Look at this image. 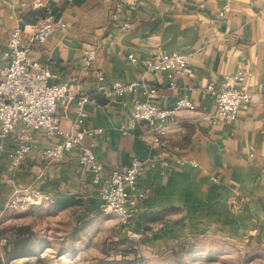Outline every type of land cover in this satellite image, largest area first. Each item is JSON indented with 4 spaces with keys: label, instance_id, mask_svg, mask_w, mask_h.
Segmentation results:
<instances>
[{
    "label": "crops",
    "instance_id": "obj_1",
    "mask_svg": "<svg viewBox=\"0 0 264 264\" xmlns=\"http://www.w3.org/2000/svg\"><path fill=\"white\" fill-rule=\"evenodd\" d=\"M117 1L0 0V79L10 61L12 31L50 13L67 27H57L47 41L35 43L31 58L53 71L51 83H69L90 95L84 105L86 127L101 131L85 142L94 144L105 174L135 157L144 163L137 187L130 191L126 228L142 234L148 227L199 217L243 228L249 237L264 241V0H139L124 5L119 20H113ZM226 4L229 11L222 14ZM125 21L130 26L124 29ZM88 48L97 50L91 67L83 63ZM174 52L185 53L189 64L171 88L165 74L148 70L146 61ZM238 70L245 73L243 87L250 101L235 120L214 119L217 104L207 85ZM116 81L157 87L155 102L164 108L182 97L195 108L172 115L167 135L156 146L155 131L145 121L122 133L121 126L133 119L134 102L146 97L142 87L121 96L99 91L101 84ZM56 114L62 127L70 129L76 103L61 99ZM21 126L0 137V214L10 194L25 187L48 193L51 202L74 196L89 214L97 210L101 185L92 182L77 152L52 163L41 158L54 140L44 130L32 131L27 156L13 164Z\"/></svg>",
    "mask_w": 264,
    "mask_h": 264
},
{
    "label": "built area",
    "instance_id": "obj_2",
    "mask_svg": "<svg viewBox=\"0 0 264 264\" xmlns=\"http://www.w3.org/2000/svg\"><path fill=\"white\" fill-rule=\"evenodd\" d=\"M139 0H118L112 10L113 20H119L124 5H135ZM229 11L226 4L222 14ZM130 23H121L122 28H128ZM57 27H67L66 23H57L50 13L39 17L35 22L26 23L15 28L8 40L10 61L2 69L0 79V137L5 139L20 124L21 133L17 146L11 157L14 165L20 164L30 150L33 140L32 131L44 130L53 138V142L41 151V158L48 163L63 160L68 154L77 152L81 165H85L92 173V182L100 184L101 209L113 213L127 222L131 217L128 207L130 191L135 189L138 179L144 170V163L139 158H133L129 165L116 168L105 174L104 164L93 149L94 144H86L88 137L99 133L101 129L86 127L87 113L84 109L90 95L78 93L69 83H51L55 76L49 68H42L38 61L31 58L32 46L44 43ZM97 57V50L88 48L83 51V63L91 67ZM136 62L134 55L129 56ZM189 64L188 56L183 52L163 54L158 59H148L146 65L150 71H160L169 79V86L176 88L175 78L182 75ZM97 80L103 83L104 77L95 72ZM245 73L238 70L226 76L219 84L209 83L207 90L216 100L214 119L235 120L240 108L250 101V93L243 87ZM144 88V101H135L133 119L128 126H121L123 134H128L135 128L137 121L147 122L155 131L154 145L162 144L170 129V117L179 111L192 110L195 103L188 97L177 100L175 105L164 108L155 100L159 97L157 87L145 85L143 82L116 81L112 85L101 84L99 91L107 96L126 95ZM61 99L76 103V118L70 129H64L61 118L56 114ZM50 200L48 193L31 187L15 189L5 205V210H27Z\"/></svg>",
    "mask_w": 264,
    "mask_h": 264
},
{
    "label": "rangeland",
    "instance_id": "obj_3",
    "mask_svg": "<svg viewBox=\"0 0 264 264\" xmlns=\"http://www.w3.org/2000/svg\"><path fill=\"white\" fill-rule=\"evenodd\" d=\"M89 212L84 202L62 208L49 200L4 210L0 264H264V241L215 219L190 217L139 234L101 203ZM17 235L25 247L13 253Z\"/></svg>",
    "mask_w": 264,
    "mask_h": 264
},
{
    "label": "trees",
    "instance_id": "obj_4",
    "mask_svg": "<svg viewBox=\"0 0 264 264\" xmlns=\"http://www.w3.org/2000/svg\"><path fill=\"white\" fill-rule=\"evenodd\" d=\"M49 202H51V200H49ZM55 203L62 208H66V207H71V206H76V205L79 206L83 203V200L75 198L74 196H69L59 201H56ZM21 243H23V239L19 235H17L16 239L13 242V248H12L13 253L15 251L24 249L25 245H22Z\"/></svg>",
    "mask_w": 264,
    "mask_h": 264
}]
</instances>
